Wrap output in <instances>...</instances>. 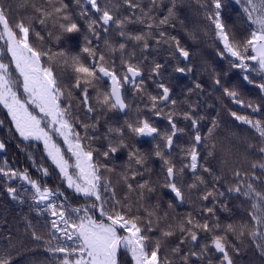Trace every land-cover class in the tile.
Listing matches in <instances>:
<instances>
[{
    "label": "snow or ice",
    "instance_id": "6c2138e0",
    "mask_svg": "<svg viewBox=\"0 0 264 264\" xmlns=\"http://www.w3.org/2000/svg\"><path fill=\"white\" fill-rule=\"evenodd\" d=\"M194 3L212 26L217 56L259 93L256 101L246 100L215 75L214 89L253 114L230 116L255 134L240 141L242 150L222 155L219 168L208 163L220 143L219 113L202 134L207 117L201 101L191 100L204 93V85L193 81L182 101L173 98L163 79L169 62L156 58L167 51L175 73L193 72L190 51L172 34L184 0H19L16 8L23 11L16 18L10 0H0V106L9 118L7 130L12 139L42 143V159L51 163L50 170L28 154L42 181L5 159L0 181L11 200L28 205L33 215L24 217V227L35 246L29 251L43 252L49 264H121L122 250L131 264H213V251L216 264H239L249 251L264 264V0ZM232 5L246 35L237 36L224 20ZM74 35L82 37L75 53L61 47ZM126 92L139 100L134 119L128 118ZM113 112L124 114L123 124H109ZM156 119H166L168 128L162 131ZM182 134L188 137L183 145ZM133 139L157 142L146 153L129 143ZM5 149L0 140V151ZM125 150L118 170L113 158ZM150 160L159 162V183L151 178ZM52 172L82 203L59 185H47ZM158 187L192 210L182 217L161 213L159 204L150 203ZM233 201L245 216L222 225L218 212H231ZM167 207L173 208L171 200ZM177 235L179 242L169 248V238ZM2 239L0 264H17L12 233Z\"/></svg>",
    "mask_w": 264,
    "mask_h": 264
},
{
    "label": "trees",
    "instance_id": "16d2710c",
    "mask_svg": "<svg viewBox=\"0 0 264 264\" xmlns=\"http://www.w3.org/2000/svg\"><path fill=\"white\" fill-rule=\"evenodd\" d=\"M13 6V18H16L18 12H22V9H17L16 4L19 0H10ZM224 20L230 28H233L237 36L246 35L244 31L245 25L239 22L238 8L234 5L227 8L224 13ZM182 21V23H180ZM173 35L178 36L181 40L182 46L186 47L191 53L190 63L193 66V72L188 75L178 76L172 70V64L175 61L171 60L169 53L162 50L159 55L156 56L157 59L162 61L167 60L169 62V67L165 70L163 74L164 81L169 84L173 89V98L182 101L184 96L183 92L187 88L192 87L193 81H199L204 85V93L197 97L193 95L191 100L193 102L198 99L201 101V115H205L207 118L201 121V133L207 132L210 124V119L219 113V121L221 124L220 129L217 132V139L220 143L217 146V150L214 153L215 158H210L208 163L213 167H222L220 164V158L222 155H227L229 153H236L239 148L242 150V145L240 141L242 139H255V134L248 126L240 124L235 121L234 118L230 116V111H236L238 114L253 115L249 109L242 108L239 105L232 103L227 97H223V90H215L213 86V79L215 75L219 74L222 79V83L226 86L235 87L241 93L242 98L246 100L256 101L259 97L258 90L250 85H247L240 78V73L238 70H229V66L226 60H221L216 54L217 43L214 42V35L212 32V26L210 22L203 18L202 13L196 8L194 0H184V4L179 13V21L177 23L176 29L172 32ZM111 39L116 40V34L113 32ZM82 43V37L80 35H74L69 37L66 41L61 43V47L66 48L70 52H78L79 47ZM155 55V54H154ZM151 59V57H150ZM183 66V64H182ZM102 88H107V85H101ZM149 91L155 94L154 86L149 84ZM125 99L131 107V111L128 114V118H135V108L139 103V100L132 96L131 92H126ZM213 105L214 107H209ZM258 115V114H257ZM126 117L118 112H113L110 114L109 124L112 126H119L124 123ZM0 120L5 121V127L0 128V140L6 142V149L0 151V164H3L6 159L10 166L24 170L28 169L30 175L33 179L45 180L41 173L37 172L33 168L31 161L28 159V154L31 153L33 158L36 160L37 164H43L45 167H49L51 170V163L46 158L43 157V145L39 142H22L18 138L12 139L11 134L8 132V127L10 126L7 117L6 110L0 106ZM156 125L162 130L168 128L166 119H156ZM180 126H185V122L181 121ZM188 137L186 135H180L178 143L184 144ZM58 142L62 141L58 139ZM157 141L147 139V140H131L129 141L135 147H138L142 152L151 153L154 144ZM201 154L203 156L207 155L208 149L206 147H201ZM127 151H123L117 154V157L113 158V163L120 170L126 160ZM149 166L153 169L151 178L154 183H159L162 179L159 176V162L155 160L149 161ZM177 166H180L179 161H177ZM115 179V177H113ZM185 184L191 182V174L186 173L184 176ZM46 183L49 187L55 188L58 185L62 190L66 191V194L70 199L74 200V203H82V200L75 199L74 194L70 190L64 189V186L60 183L57 174L52 172V175L46 178ZM3 182L0 181V248L5 246V241L2 239L9 231L13 235V242L16 244V248L19 255L16 257L17 264H35L36 261H43V264H49L45 259V254L43 252H32L29 249H33L35 246L30 238V236L25 232L24 227V217L33 215L30 213V209L27 204L20 205L16 201L11 200L7 193L5 192ZM16 186H19V182H16ZM123 191V190H121ZM188 195L186 191V196ZM195 200V195L192 196ZM172 201L173 208L168 209L167 205L169 201ZM150 203L152 205L159 204V211H169L170 214L179 217L184 216L188 211L192 210L189 203H184L178 205L175 200L172 199L171 194L161 187L157 188V193L151 199ZM197 203H199L197 201ZM231 212H218V216L221 224H227L232 221H239L245 216V209L240 205L239 201H233L230 204ZM35 222V221H33ZM152 236H158L159 232L151 233ZM206 237L201 234L200 243H204ZM179 242V237L174 236L169 238L168 247H174ZM187 250V246H184ZM213 259V264H216V257L219 254L210 253ZM121 264H131L130 256L123 252L120 257ZM239 264H262L260 257L252 251H249L246 256L240 259Z\"/></svg>",
    "mask_w": 264,
    "mask_h": 264
},
{
    "label": "water",
    "instance_id": "95a60500",
    "mask_svg": "<svg viewBox=\"0 0 264 264\" xmlns=\"http://www.w3.org/2000/svg\"><path fill=\"white\" fill-rule=\"evenodd\" d=\"M178 74V73H177ZM178 76H180V74H178ZM121 115H124L123 113H120ZM178 204V203H177ZM178 205H180V204H178Z\"/></svg>",
    "mask_w": 264,
    "mask_h": 264
}]
</instances>
